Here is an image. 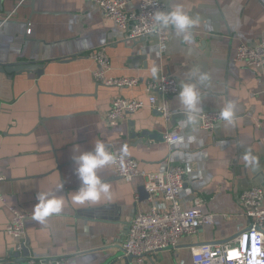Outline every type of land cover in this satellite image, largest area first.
<instances>
[{"label":"crops","instance_id":"0c3cea01","mask_svg":"<svg viewBox=\"0 0 264 264\" xmlns=\"http://www.w3.org/2000/svg\"><path fill=\"white\" fill-rule=\"evenodd\" d=\"M124 1L129 11L139 4ZM175 4H183L199 20L190 44L171 27L164 29V44L155 34L127 39L89 0H0V64L42 65L40 75L32 70L0 73V264H125L121 244L132 216L151 206L162 211L167 204L161 194L145 191L142 177L125 181L113 165L100 170L111 185L110 199L73 203L80 187L74 146L90 151L96 141L113 154L126 148V155L145 171L181 166V207L191 208L198 196L202 210L215 214L213 223L194 236H181L176 247L138 264H192L191 245L218 244L247 227L238 196L252 186L264 187V67H246L233 57L238 44L253 45L264 36V0H163L161 11ZM100 48L106 51L108 77H137L139 84L118 88L97 82L92 75L96 63L88 52ZM154 65L159 68L155 79ZM194 69L209 76L204 84L196 81L202 98L199 114L221 112L234 101L231 125L222 120L206 130L197 119L195 125L181 126L185 113L177 94L181 83L191 82ZM166 75L178 83L169 100L168 121L149 106L115 120L106 118L115 97L147 102L145 82ZM154 95L159 103L160 94ZM170 131L178 136L171 143L164 139ZM246 153L257 157L258 167L246 164ZM60 182L63 190L57 195L65 201L64 211L45 224L36 222L32 208L37 193L50 192ZM9 207L30 214L24 224L26 260L5 231Z\"/></svg>","mask_w":264,"mask_h":264},{"label":"built area","instance_id":"2783aa9c","mask_svg":"<svg viewBox=\"0 0 264 264\" xmlns=\"http://www.w3.org/2000/svg\"><path fill=\"white\" fill-rule=\"evenodd\" d=\"M96 5L108 19L124 31L127 39L137 40L149 34H155L161 44L167 40L164 29H153L152 18L156 11H161L163 0H139L137 9L127 10L124 0H89ZM88 56L96 63L92 70L94 79L106 86L118 88L136 87L140 79L137 77H108L110 67L105 48L88 52ZM234 61L255 69L264 67V36L255 44L240 43L236 46ZM148 93L147 102L139 99H125L120 96L112 100L106 112L108 120H115L132 114L145 106L157 109L164 120L171 116L170 97L178 91L176 79L170 75L156 81L148 80L144 84ZM155 92L160 94V102ZM219 111H206L198 115V126L212 130L222 121ZM177 131L166 132L164 139L173 142L177 139ZM113 165L118 177L130 181L136 176L143 178L145 191L151 196L161 194L167 208L160 211L151 206L147 211L136 212L128 223L126 238L121 244L123 255H132V262L141 263L161 249L174 248L181 236H194L198 229L214 221L215 214L204 212L202 200L194 197L191 208L181 207L179 196L185 181V170L181 166H166L159 171H145L138 162L127 155ZM3 177L0 176V181ZM137 198V196H136ZM0 201L4 197L0 189ZM242 207V216L248 220L245 229L218 244L197 243L190 247L192 264H264V187L252 186L243 190L238 196ZM11 216L5 231L16 240L15 251L20 253L25 246V220L30 216L15 207H9ZM31 262V260H28Z\"/></svg>","mask_w":264,"mask_h":264},{"label":"clouds","instance_id":"9594fccd","mask_svg":"<svg viewBox=\"0 0 264 264\" xmlns=\"http://www.w3.org/2000/svg\"><path fill=\"white\" fill-rule=\"evenodd\" d=\"M153 29H165L171 27L175 35L180 37L185 43L190 44L193 40L192 29L198 25V18H193L185 10L183 4H175L168 11H156L152 18ZM152 77H158L159 68L153 66L151 70ZM209 80V76L199 69H194L189 73V81L180 85L177 99L183 107L185 119L182 120L181 126L197 123L198 115L202 111L201 94L196 81L204 84ZM236 113L234 101L229 100L220 112L221 119L229 125L233 123ZM126 148H121L120 159L126 155ZM74 174L80 181V187L73 193L72 201L78 205L97 204L101 199L111 198V185L105 181L100 170L107 168L109 165L117 163V156L110 152L103 141H96L92 150L80 151L79 146H74L72 156ZM246 164L253 169L258 167L257 157L246 153L244 155ZM63 190V184L60 182L55 189L50 192H38L36 196L37 203L32 208V218L41 224L47 223L48 219L54 215H59L64 211L65 201L57 195Z\"/></svg>","mask_w":264,"mask_h":264},{"label":"water","instance_id":"95a60500","mask_svg":"<svg viewBox=\"0 0 264 264\" xmlns=\"http://www.w3.org/2000/svg\"><path fill=\"white\" fill-rule=\"evenodd\" d=\"M33 3V2H32ZM32 6V4H31ZM144 37H141L139 39H142ZM42 65L39 64V63H16V64H11V65H4V64H0V73H5V74H12L13 72H21V71H34L37 75H40L42 73ZM157 110V109H155ZM160 114L161 112L159 110H157ZM130 126H131V133L133 136L137 135L133 129V126H134V122L131 121L130 122ZM146 131H144L143 133H145ZM22 255H23V258H25L26 260V257L28 256V253H27V249L26 247L22 250ZM123 259L125 260V264H135L132 262V259H133V256L132 255H126V256H123Z\"/></svg>","mask_w":264,"mask_h":264}]
</instances>
